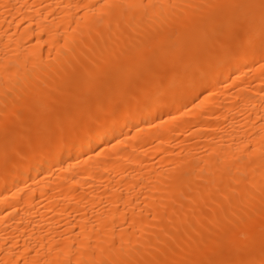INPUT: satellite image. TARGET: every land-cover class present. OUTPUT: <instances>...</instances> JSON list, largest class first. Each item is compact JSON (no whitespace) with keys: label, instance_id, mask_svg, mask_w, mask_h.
<instances>
[{"label":"bare ground","instance_id":"bare-ground-1","mask_svg":"<svg viewBox=\"0 0 264 264\" xmlns=\"http://www.w3.org/2000/svg\"><path fill=\"white\" fill-rule=\"evenodd\" d=\"M263 236L264 0H0V264Z\"/></svg>","mask_w":264,"mask_h":264},{"label":"rangeland","instance_id":"rangeland-1","mask_svg":"<svg viewBox=\"0 0 264 264\" xmlns=\"http://www.w3.org/2000/svg\"><path fill=\"white\" fill-rule=\"evenodd\" d=\"M248 248H249V250H248ZM261 248L264 249V236L261 237V238H258L255 241L250 242L245 247L243 246L241 248V246H239V247L238 246H235L234 248H228V249H226L223 253L221 252V253H219L215 257L213 256L214 257L213 258L214 259L213 260V264H221V262H222V264H235V263H237L239 261L240 257H242V255H244L246 252L259 251V250H261Z\"/></svg>","mask_w":264,"mask_h":264}]
</instances>
